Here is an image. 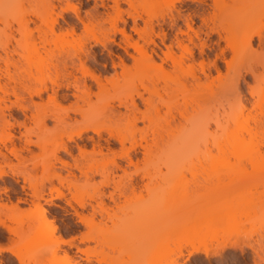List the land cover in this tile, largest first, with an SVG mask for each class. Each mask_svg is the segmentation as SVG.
<instances>
[{
    "label": "rangeland",
    "instance_id": "374dc122",
    "mask_svg": "<svg viewBox=\"0 0 264 264\" xmlns=\"http://www.w3.org/2000/svg\"><path fill=\"white\" fill-rule=\"evenodd\" d=\"M70 1L74 6L77 5L82 17L86 21L90 16H93L92 14H95L92 17L95 23L96 17L99 19L97 20L96 18V20L100 22H103L107 16L109 17L110 13L115 11L113 7H115L114 5L118 1L117 9L121 10L123 14L121 19L125 20L122 23L121 19H119V25L117 26L120 27L119 29L124 26L123 28H125L129 35L131 34L134 40L138 39L141 43L145 41H143L144 37L140 38L134 28L138 30V27H140L139 30L142 31L144 25L147 27L146 22L149 21L147 19L151 18L149 17L150 15H147L148 13L151 12V15L154 16L153 13L155 11L159 13L163 11L164 14L161 13L159 15H165V20L162 16L158 18L159 15H156V18H152L153 22L151 21L154 23L153 28H155V30L153 29L155 32L152 33H157L158 36L156 34H151L152 36H150L147 33L148 40H146L150 42H148L150 46L145 44V42L142 44L147 45L148 48L145 47L149 49L148 51L153 54L158 62H160V57L163 56V51L166 50L165 45L173 44L174 49L179 53L177 49L178 39L187 38L186 34H182L180 30H187V20L192 22L191 18L194 30H191L190 33L196 41L195 43L200 46L196 45L194 47L192 43L189 44L195 49L196 64L199 65L198 62L204 60V65L206 66H204V70L206 71L203 73L206 72L210 75L207 76L209 78H205L206 75L201 72L202 70L199 69L201 67L198 65H196V67L198 66L196 73L202 78V81L206 82L204 84H207V86L215 78V85L203 87L204 90L203 92L201 91L202 94L200 93L201 97L198 100V104L190 110V116L196 119L194 124L183 120V123L185 122L184 126H179L180 128L175 126L172 133L163 135L165 139L162 140L163 143L160 146L158 145V147L153 145L154 148L152 147L153 150L148 152L149 155L144 153V147L137 144L131 150V156L133 161H139L140 165H130L128 159L120 156L115 157L117 164L121 168L116 167L113 163H109V169H112L110 170L111 173L109 172L108 176H104L100 174V170V173L97 171V173H94V169H97V167L98 169L101 168L105 159L110 161L112 156L114 158L113 153L108 148H112L116 154H119L122 150L121 143L115 137L108 135L105 130L102 131L101 138L91 131L85 133L82 138L75 137V140H68L67 135H62L63 141L68 142V148L71 153L59 149L57 152V159L59 160H56L53 153L56 152L55 148L60 145L61 138H52L55 122L48 116L49 118H46L48 120L47 135H44L45 138L42 140L45 143L44 145L41 144L43 147L38 145L40 143H36L38 139H42L43 135H40L41 130L35 124V120H33L32 115L36 113V107H34L33 102L37 104L41 103L42 107L44 105L51 106L52 108H49L50 115L60 113L61 111L53 106L52 101L49 106L47 101L50 98L48 97L57 95L58 99L61 100L62 97L60 99V96H67V99H64L67 101L66 103H69L71 97L75 99L72 95V91L75 89L74 86L71 87L67 82L71 80L70 84L72 85L71 82L75 79L74 76L70 75L71 79L66 76V80H64L63 76L67 75L64 72L70 70L75 75H79V78L82 76L81 72L78 71V67H76L80 62L77 57L73 58L74 63H72L68 56L71 54L67 55V52H62L63 48L60 51L55 50L53 54L58 52L61 57L65 52L63 56L68 59L66 61L69 68L65 70L62 61L63 64H60L62 66H57L59 63L56 62L58 61L56 60L58 54H56L52 61L56 64L54 63V66L52 65L53 63L48 64L49 68H44V70L46 69L44 73L52 76L54 69L55 72L57 71V74L59 73L58 75H61L63 72L62 76L56 74L59 78L62 77V80L60 81L59 79L58 81L62 82L59 84H63V86L58 88L59 86L54 85V81H52V84V82H49V78H47L49 80L46 79L48 81H46L49 87H47L48 91L42 92V98L34 94L33 97L31 96L33 100L29 97L28 90H23L25 94H22L21 98L23 100L21 99L20 101L30 108H27L29 109L26 112L27 116L17 109L19 107H17V103L14 104L16 101L14 100L16 99L14 95H9L11 101L10 99L6 100L7 104H14L10 110H5L6 115L11 114V116L8 115L6 117L16 123L11 129V132L15 135L13 141H6L7 144L0 141L1 151L7 155V158L3 157L5 156L3 154L0 155V171L4 170L6 172L2 176L0 175V222L4 223V225L0 223V264H153L150 257H156L160 253L159 251L161 253L163 251L162 258L164 254L169 255L159 260L163 264H166V262L170 263L171 261L181 264H264V142L260 144V141L263 140L261 135L264 136V124L259 122L261 120H257L258 118L262 119V122L264 120V98L260 91V89L264 88V84L261 81L264 78V58L263 60L260 58L264 56L260 54L262 49L264 52V41L262 42L263 46H259V38L257 35H254L251 41L254 48L252 46L248 47L249 43L247 42L251 30L253 31L256 28H253V26L264 22V16H261V20H259L254 16L253 11L241 5L242 2L240 5H235L236 0H222V4H217L216 0H185L180 3L176 2L174 8L166 0H138V2L134 0L136 4L140 3L139 7H137L140 16H138L139 18L135 17L137 22L135 25L136 22L132 16H137L138 14L133 11L135 7L133 8L131 3H128L129 0H114L116 1L115 3L113 0ZM237 1L239 2V0ZM215 4L221 5V8L220 6V9L216 8L217 5L215 6ZM66 6V0H0V58L9 57L17 64L18 67L15 66V68L20 69L26 68L27 62L30 61L29 66L31 68L28 69L31 75H28V72L27 78L25 72H21H24L22 75L27 79V84L30 82L32 84L33 80L29 82L28 79L29 77L32 79L31 77L33 76L36 83L33 82L34 84L32 85L34 86L30 84L31 87H40V81L38 80L45 79V76H47V74H44L42 77L41 74L43 73L40 72V75L38 73V58L40 55H44L45 52L43 53L44 48L41 46L39 39H37L38 37L35 38V40H38H36V51L33 49L34 45L31 46L33 50L29 48L30 46L25 47L23 45V40H25L23 38L25 37L20 35L21 32L19 33L21 27L23 28L22 25H25L22 22L26 18H35V23L30 22L29 24L35 30L36 26H41V19L38 20L39 17L34 13H38L39 11V13H44L47 10L53 9L52 18H50L56 17L58 19V23L55 25L56 30L60 31L61 28V30L66 31L67 28L74 26L76 35L87 34L84 33L86 32L84 31V24L75 14L73 15V12H63L62 17L58 16ZM168 6L169 9H167ZM170 9H173L176 17L174 24L170 16L165 13H169ZM174 9L177 12L179 11V13ZM29 10H31V14ZM130 11L131 15L135 13L131 16L128 14ZM147 11L148 13L145 14ZM88 13L92 14L88 16ZM108 13L109 15H107ZM206 17L210 20L204 22V18ZM50 18L49 20H51ZM106 19V22H103L104 28L108 27L109 29L111 26V29H113L111 23L107 22ZM42 25L44 28L45 24L42 23ZM220 25L222 28L224 27L223 25L230 26L236 31L234 33L235 37H231L233 35L231 33L232 30L230 31L231 28L229 29L230 38L229 31L226 34L219 31L223 30ZM102 30L94 31L95 37L99 36L101 39L98 37L101 41L99 44L98 42L96 43L98 40L92 38L94 37L93 35L91 37H89L90 35H86L90 40L85 36L89 41L83 42L84 44L81 43V39L87 40L86 38H75L81 40L82 47L85 44L87 46H84L83 53H81L82 50L78 52L81 55L83 54L82 56L85 55L84 58H86L83 59L88 60V62L86 61L89 64L88 66H91L94 71L96 70V73H101V78L105 79L104 77L106 76L112 79L110 81L112 84L106 85V93H101V95H104L102 96L103 98H100V96L101 100L96 98L98 101L96 103L98 104L99 101H102V104H108L109 101V103L111 102L117 106L119 101L130 99L131 94H135L133 90L136 91L137 86H141L142 82L140 81L150 83L153 79H157L156 77H161V75H158L160 71L157 72L155 68L148 66L136 67L134 65L131 53L135 55V50L131 46L128 47V51L124 49L125 43L123 42V38L124 41L126 39L119 32L117 34L114 32L115 42H112L107 37L110 42L109 46L107 45V41H105L107 43L105 44V46L107 45L106 48L103 46L104 43L101 45L102 36H107L110 33H108L107 29L105 31ZM34 32L35 36L39 35L37 30ZM164 32L166 35L164 38L165 43L162 42ZM195 32L199 33V35L195 34ZM103 33L105 34L102 35ZM111 33H113L112 30ZM158 33L160 36L162 34V36L160 37ZM139 34L142 35V33ZM143 34L145 36V33ZM112 36L111 34L110 37ZM152 38L155 44L150 41ZM232 38L235 42L234 45H236L235 50L230 49V46L226 42V39H230L228 41L232 42ZM108 39L105 38V40ZM27 40L29 41L30 39L26 38L25 42ZM32 40L33 38H31L30 42ZM78 41L76 40V42ZM202 42H206L205 47H203V53L198 48H201ZM119 43L122 46H119ZM65 44L61 45L62 47L64 46V50L67 51L69 49L67 47L73 48L68 44L65 47ZM61 46L56 48H61ZM73 46L75 45L73 44ZM51 48L55 49L53 45ZM75 48L80 49L79 44ZM87 48L89 51L86 50ZM74 49H69V51L73 53ZM153 49L155 53L152 52ZM84 50L85 53L87 51V56L84 54ZM109 50H111V54H109ZM254 50H256L255 52L258 50L259 55L256 53L257 56H255ZM28 52L30 53V59H24V55L29 56ZM78 52L76 51V53ZM252 52H254L253 57ZM136 55L139 56L138 53ZM118 56L124 57L127 63L126 68L119 64L120 60ZM72 57H75V54ZM251 57H255V59L251 61ZM258 57L263 64L257 63L259 61ZM63 59L65 60L64 57ZM26 60L28 61L26 62ZM254 60H256L255 65L257 66L249 64L254 63ZM229 63L232 65L230 64L229 66ZM5 66L4 61H0V67L4 68L2 69L3 72L5 71ZM249 66H253L254 68L252 69L254 70L248 69ZM60 67L64 68L65 71L60 69ZM165 67L169 73L172 72L174 74L169 60L165 63ZM217 69H219L218 71L221 74L217 72ZM10 70L14 72V67L11 65ZM49 71H51V74H49ZM3 72L1 73L2 79L5 81L7 79ZM167 74L164 75L163 72L160 78H163V80H160L161 84L169 81L166 76ZM57 76L54 77L56 78ZM217 76H220L221 79L219 80ZM54 77H51V79ZM216 77L219 81H216ZM205 79L208 81H205ZM58 81L56 79V83ZM65 83L69 85L70 89L68 87L67 90L65 89ZM88 83L94 91H98L96 82L89 79ZM14 84L11 81L10 86L12 87ZM54 88L58 92L53 90ZM131 90L134 93L130 92ZM19 91L20 93L23 92ZM146 93L144 92V96L148 95ZM128 94L129 97H127ZM69 95L71 97H68ZM95 97L93 96V100H95ZM137 97V102L144 109L143 102ZM9 101L14 103H10ZM66 103L64 104L67 105ZM257 103L259 104L258 106L256 105ZM102 107L96 106L90 111V116L94 117H90L92 120H103L105 111H103ZM117 107L125 110L122 105ZM259 108L263 110H259ZM260 111L261 113L263 112L262 115ZM92 112L95 113V116H93ZM174 113L180 118L177 111H174ZM71 114L73 117L77 116V118H80V115ZM188 119L191 120V118ZM20 122H23L24 125L20 126ZM256 122L261 125H257ZM25 125L28 127L26 128ZM148 125L149 122L147 120L138 122V127L140 128H145ZM31 127L33 130H31ZM254 129H259L257 132L261 131V135H259L260 133L251 135L255 134L253 133ZM27 130L32 131L30 139L33 142L29 143L28 140L30 139L25 136L26 133H29ZM70 131L73 130L70 129L68 132L70 133ZM90 136L94 138L95 142L99 140L97 142L101 143L103 153L108 155L109 158L103 155L104 159L102 154L98 153L96 155L93 154L94 156L91 153L90 156L89 153V156L85 160L79 159L83 160L82 162L78 161L80 163L79 166L81 165L80 167L95 166L93 167L94 172H89L90 177L87 179L82 175L78 167H74V158H80L78 145L85 144L88 150L93 149V140H89ZM135 136L140 141L141 135L139 132ZM152 136L151 132H149L147 142L143 140L142 144L147 145V143H152ZM130 145L131 143L128 141L125 143L126 147ZM14 147L22 149L20 150L21 152H18L19 154L21 153L20 155L11 152V149ZM96 149L98 150V147ZM60 158L68 161L73 166L64 167L63 161L61 163ZM49 162H54V164L52 163L55 165V168L52 167L54 169L48 170L49 168H46ZM106 163L107 161L104 164ZM124 169L132 173L139 170L137 173L132 174V179L130 180V183L135 186L136 196L129 189H124L125 191L119 189V184L122 186L125 182L129 185V181L124 180L127 177H123L125 173ZM26 173L31 174V176H28L31 177V181L29 178V181L26 179ZM56 173H60L63 178L68 177L67 179L71 180H74L72 176L76 175L81 185H88V188L82 193L83 195L79 196L80 199L86 201V205L81 206L78 203L71 194V192H74V188L69 186L68 188L67 183L61 182L55 177ZM107 179L110 180V183L108 185L102 184ZM147 184L151 188H147ZM42 186L44 187L42 188ZM52 186L60 188L61 194L65 195L56 197L57 192L52 189ZM102 194L103 197H101ZM100 201L103 202L102 205L106 210L103 209L102 211L100 209L98 205ZM42 209L47 214L45 219H41L38 215ZM75 210L88 219V221H85L87 223L81 222V218L79 220V217L75 214ZM44 220L50 224V227L42 228ZM89 220L94 221V223L91 222L93 224H89ZM117 230L124 231L115 234ZM57 235L62 237L65 242L56 243V241H53V238H50ZM31 240H35V242L30 244ZM224 244H235L236 246H229L222 252H216ZM194 247H198L201 250L207 249L211 253L207 255L203 252H198L187 256L188 252L193 250ZM88 248L93 252L88 254L84 251ZM175 249L176 251H174ZM146 257L147 259L145 260L144 258ZM173 263L171 262V264Z\"/></svg>",
    "mask_w": 264,
    "mask_h": 264
},
{
    "label": "bare ground",
    "instance_id": "6f19581e",
    "mask_svg": "<svg viewBox=\"0 0 264 264\" xmlns=\"http://www.w3.org/2000/svg\"><path fill=\"white\" fill-rule=\"evenodd\" d=\"M114 1V0H113ZM138 2V0H135V2ZM140 1V0H139ZM167 1V3H169L170 4V6H172L173 8L175 7V5H176V2L178 3H180V2H184L185 0H166ZM199 1V0H198ZM215 1V0H214ZM246 3H245V2ZM263 1V2H262ZM116 1H114V3H115ZM134 2V0H129L128 1V3L130 4L131 3V6L135 9H133L132 7V9H133V11H135V12H137L136 14H138L137 16H134L133 14L135 13H132V15H131V11L130 12H128V14L129 15H131L132 17H133V19H134V21L136 22V18H139L138 16H140V12L138 13V11H137V7H139V5H140V3H137L138 4V6H137V4ZM203 2V1H202ZM217 4H219V3H223V1L222 0H219V1H215ZM242 2V6H245L246 8H248L250 11H253V13L255 14H253L256 18H258L259 20H261V16L263 17L264 16V0H261V2H260V0L258 1V0H239V2L236 0V2H235V5H240V3ZM260 4H259V3ZM72 2L70 1L69 2V0H66V4H67V6L65 7V8H63L61 11L62 12H60L59 14H58V16L60 15L61 17L63 16V12H67V11H71V12H73V15L75 14L76 15V17L80 20V21H82V23L84 24V31H86V32H84V33H87V34H85V35H76V31H75V28H74V26H72L71 28H67L66 29V31H63V30H61V28H60V31L59 30H56L55 29V25H56V23H58V19L55 17V18H53V19H51L52 17V13L54 12L53 11V9H50V10H47V11H42V12H44V13H34L37 17H39V19L38 20H40L41 21V26L40 25H38L39 27H35V30H37V33L39 34L38 36H35V30H34V28H32V27H30V22H34L35 23V18L34 19H31V18H26L24 21H27V19H28V21L27 22H25V23H23L22 22V24H25V25H22L23 26V28L21 27V30L19 31V33H20V35H22V37L24 36L25 38H23V39H25L26 40V38L27 39H30L31 40V38H33V42L31 41L30 42V40L28 41H26L25 42V40H23V45H25V47L26 46H30L29 48L30 49H32L31 48V46L32 45H34L33 46V49H35V48H37V39H39V42L41 43V46L44 48V50H43V53H44V55H40L39 56V58H38V62L40 63H38V70H39V75H40V72L41 73H43V74H41V76L43 77L44 76V74L46 75L47 73H44V71L46 70H44V68H46V67H48L49 68V65L50 64H52L53 66L56 64L55 62H52L54 59H53V57H54V55L56 56V54H58V52H56V54H53V53H55V50L57 51V50H59L60 51V49H62L61 51L63 52V51H65V52H67L66 54L68 55V54H71V55H68L69 57V59H71V61H72V63H74V61H73V58H78L79 60L78 61H80L79 62V64H78V66H76V67H78V71H80L81 73L80 74H82V76L79 78L78 76L79 75H75V73H72V71H68L67 70V68H69V67H67V66H69L68 65V59L65 57V56H63V55H65V52H64V54H62V57H61V55L60 54H58L57 55V59L56 60H58V61H56V62H58L59 64H57V66L58 65H60V64H63V66H64V68H65V70H67V72L64 70V68H62V67H60V69H63L65 72H64V74H67V75H64L63 76V79L64 80H66L65 78H66V76H68L69 78H70V75L71 76H74V79L75 80H72V85L70 84V81H66L67 83H69V85L71 86V87H73L74 86V89L75 90H73V88H72V92H73V96H74V98L75 99H73L70 95L68 96V97H71V99H69L70 100V102L69 103H66L67 101L65 100V99H67V96H60V99H61V97H62V99L61 100H59L58 99V97H57V95H55V96H53L52 94H50V95H52L53 97H48V98H50V99H48V104H49V106L51 105L50 103H51V101L53 102V106H55V108L56 109H58V110H60V111H58V112H60V113H55V114H52V115H50V113H49V108L51 107H48V106H45L44 105V107H42L43 105H41V103L38 105L37 103H34L33 101V104L35 105L34 107H36L35 108V110H36V113H34L32 116H33V118L30 116V118H32L33 120H35V124L37 125V127L41 130V134L40 135H43V137H41L40 135V137L42 138V139H38V142H36L37 144L38 143H40V144H38V145H44V143H45V141L43 142L42 140L45 138L44 137V135H47V130H48V125H47V119L49 118L48 116H50V118H52L53 120H54V133L52 134V138H61V143H60V145H58L57 146V148H55L56 150V152H54L53 154H54V156H55V159L56 160H59V159H57L58 158V156H57V152H58V150L59 149H61V150H63V151H66V152H68V153H71L70 152V150H69V148H68V142H66V141H63V139H62V135H67V138H68V140H75V137H78V138H82L83 137V135L85 134V133H88L89 131H91L92 133H94V134H96V135H98L99 136V138H101L102 137V131H107V133H108V135H110V136H113V137H115L120 143H121V147H122V150L120 151V153L117 155L116 154V152L112 149V148H108L109 149V151L110 152H112L113 154L112 155H114V158H113V156H112V159L110 160V161H108L107 159H105V157L106 156H108V155H105L104 153H103V148H102V145H101V143L100 142H97V141H99V140H97L96 142L94 141V138L92 137V136H90L89 137V140L91 139V140H93V149L92 150H88L87 148H86V145L84 144V145H78L79 147V150H80V158H74V163H75V166L74 167H78V169L81 171V173H82V175H84L87 179H89V177H90V175H89V172H94V173H97V172H99V170L101 171V173L100 174H102V175H104V176H108V174H109V172H110V170H112V169H109L110 167H109V163H113V165H116V167H119V168H121V166L120 165H118L117 164V161L115 160V157H124V158H126V159H128V161H129V164L131 165V164H133V165H137L138 166V164H139V161L138 162H134L133 161V158H132V156H131V150L132 149H134L135 147H136V145L137 144H140L142 147H144V153H147L148 154V152L150 151H152L153 149H152V147L154 148V146L153 145H155V147H158V145L160 146V144L161 143H163L162 142V140L164 139V136L163 135H169L170 133H172V131L174 130V128H175V126L176 127H181V126H184V124H185V122L186 121H188L190 124H194L195 122H196V119H193L192 118V116H190V110L191 109H193V108H195V106H196V104H198V100H199V98L201 97V94H202V92H203V90H204V88H205V86H207V84H204V83H206V82H204V81H202V78L196 73L197 71L196 70H198V69H196L198 66H200L201 68H199V69H201L202 71V73L204 72V71H206V70H204V68L206 67L204 64H205V61L203 62V61H199L198 63H199V65L198 64H196L197 62L195 61V54H194V50L195 49H193L196 45L197 46H200V45H198L197 43H195L196 41L194 40V38H193V36L191 35V33H190V31L191 30H194V27H193V24H192V22H193V20L190 18V20L192 21V22H190L189 20H187V30L185 31V30H180V32L182 33V34H186V36H187V41H186V39L185 38H181V39H178V41H177V49H178V51H179V53L174 49V46H173V44H168V45H165V47H166V50L165 51H163V56H161L160 57V62H158L157 60H156V58L153 56V54L151 53V52H149L148 50L149 49H147L148 47H147V45L148 46H150L149 44H148V42L149 41H147L148 40V36L146 35L147 33H148V35H150V36H152L153 34H156L157 35V33H152V32H155L154 30H155V28H153V26H154V23H152L153 21H152V18H154L156 15L158 16L159 14H164L163 13V11H161L160 13L159 12H157V11H155L154 13H153V15L154 16H152L151 15V12L150 13H148V11L147 12H145V14H147V15H150L149 17H151V18H148L147 20H149L150 21V23H148V22H146V26L147 27H145V25L142 27V28H144L142 31L141 30H139V28L140 27H138V30H137V28H134V30L135 31H137V34H138V36L140 37V38H143V41L145 42V44H147V45H142V44H144V42L143 43H141V41L139 42L138 41V39H133L132 38V36H131V34L129 35V33L125 30V28H121V29H119L120 27H118L117 25H119L118 23V21H120L119 19H121V17H123V14H122V12H121V10H118L117 9V4H119L118 3V1H117V3H115V7H113V8H115L114 10L115 11H113L112 13H113V16H112V13H110V15H109V13L107 14V15H109V17L106 19L107 20V22L109 21L110 23H111V25H112V28L113 29H111V26H110V28L109 29H111L112 30V32L113 33H111V30H109L108 29V27H105L107 30H108V33L110 34H108L107 36H105L104 34L105 33H103L102 35H104V36H102V43H100L101 45H103V43H104V47L106 48V46L108 45L109 46V39L112 41V42H115L116 41V39H114V32L117 34L118 32L120 33V34H122V36L123 37H125V41H124V38H123V42L125 43V45H124V49L126 50V51H128V47L129 46H131V47H133V49L135 50V53L137 54H139V56L138 55H132L133 53H131V56L133 57V59H134V65L137 67H146V66H148V67H151V68H155L156 70H157V72L158 71H160V73L158 74L159 76L161 75V77H162V74H163V72H164V75L165 74H167L166 76L168 77V80L169 81H166V82H163V83H165V84H163V86H161L162 84L160 83V80H163V78L162 79H160L161 77H156L157 79H153L150 83H148V82H145V81H140V82H142L140 85L141 86H137L138 88H136V91L135 90H133L134 92H135V94H131V96L129 97V94L127 95V97H129L130 99H131V101H130V99H126V97H125V99L126 100H122V101H119V103H120V105H122V106H124V109L125 110H122V108L120 109L119 107H117V106H120L119 105V103H118V105L116 106L115 104L113 105L111 102V104L109 103V101H108V104L107 103H104V104H102V101H99V105L96 103V102H98L97 100H96V98H99V96H100V98L102 97V96H104V95H101V93H106V90H107V87H106V85H111L112 84V82H110V81H112V79H110L109 77L107 78L106 76L104 77L105 79H103V78H101L102 77V75H101V73H99L98 74V72L96 73L95 71H94V69L91 67V66H88L89 64L87 63L88 62V60L86 59V60H84L85 58H84V56H82L81 55V53H83V49H84V46H86V44L82 47V44H84L86 41H89L90 39L87 37V36H89V37H91V35H93L94 37H92L94 40H98V41H96V43L98 42V44H99V42H101L100 40V37H99V39H98V37L96 38L95 36H96V34L94 33V31L95 32H97L98 30H102L103 28H104V21H105V19H104V21L103 22H100V21H97V20H99L97 17V20H96V18H95V21H96V23L94 22V20L92 19V17H94V15L95 14H92L93 16H90L91 14H89L88 13V16H90L89 18H88V20L86 21L83 17H82V15H81V11H80V9L77 7V5L76 6H74L73 5V3L71 4ZM103 3V2H102ZM244 3V4H243ZM262 3V4H261ZM104 4V3H103ZM134 4V5H133ZM217 4H215V6L217 5ZM259 4V5H258ZM218 6V7H217ZM216 6V8H218V9H220L221 8V5H217ZM219 6H220V8H219ZM167 9H169V6H168V8ZM174 10H176V9H174ZM179 10V9H178ZM36 11V10H35ZM150 11H151V9H150ZM153 11V10H152ZM115 12V13H114ZM174 11H173V9H170L169 10V13L168 12H165V13H167L168 14V16H170V19H171V21H172V23L174 24V22H175V20H176V17H175V15H174V13H173ZM176 12H177V10H176ZM27 13V12H26ZM29 13L31 14V10H29ZM28 13V14H29ZM158 13V14H157ZM177 13H179V11L177 12ZM160 16H162V15H159L158 16V18L160 17ZM51 17V18H50ZM136 17V18H135ZM164 17H165V15H163L162 16V18L164 19ZM203 17H205V16H203ZM214 17H215V15H214ZM49 18L51 19V20H49ZM141 18V17H140ZM156 18V17H155ZM151 19V20H150ZM124 20L125 19H121V21H122V23L124 22ZM165 20V19H164ZM209 21L208 20V18L206 17V18H204V22L205 21ZM146 21V20H145ZM152 21V22H151ZM106 22V21H105ZM42 23L43 24H45L44 26V28L42 27L43 25H42ZM207 23V22H206ZM100 24H101V26H100ZM137 24V22L135 23V25ZM102 25H103V27H102ZM110 25V24H109ZM222 25V24H221ZM220 25V26H221ZM99 26V27H98ZM224 27L222 28V26H221V29H223V30H219V31H222V33H224L225 32V34L229 31V29L231 28L230 26H228V25H223ZM229 28H228V27ZM47 27V28H46ZM101 27V28H100ZM136 27V26H135ZM254 27H256L253 31L251 30V32H250V35H249V37H248V43H249V45H248V47L250 46H252V48H254L253 47V45H252V39H253V36L254 35H257L258 36V38H259V43H260V45L259 46H263V41H264V22H260V25H259V23L258 24H255L254 26H253V28ZM32 28V29H31ZM98 28V29H97ZM100 28V29H99ZM104 28V30H102V31H105L106 29ZM23 29V30H22ZM96 29H97V31H96ZM154 29V30H153ZM233 32H232V31ZM57 31H59V32H57ZM139 31H141V32H139ZM230 31H231V33H233V35H231L230 34ZM230 31H229V38H230V35H231V37L232 36H234L235 37V30H233L232 28L230 29ZM139 33H142V35L141 34H139ZM143 33H145V36H144V34ZM219 33V32H218ZM111 34L113 35L112 37H110L111 36ZM115 34V35H116ZM152 34V35H151ZM159 34V33H158ZM195 34H197L196 32H195ZM220 34V33H219ZM76 35V36H75ZM87 35V36H86ZM197 35H199V33L197 34ZM196 35V36H197ZM221 35V34H220ZM228 35V34H227ZM226 35V36H227ZM69 36L72 38H70L69 39ZM89 39H87L86 37ZM155 36V35H154ZM158 36V35H157ZM159 36H160V34H159ZM161 36H162V34H161ZM160 36V37H161ZM165 32H164V34H163V36H162V38H163V43H165L164 41H165ZM36 37H38L36 40H35V38ZM86 38L87 40H84V39H81L82 40V44L80 43V39H76V38ZM107 37H109V39L107 38ZM96 38V39H95ZM105 38L106 39H108V40H105ZM154 38V37H153ZM151 39L150 41L151 42H155L154 41V39ZM228 38V37H227ZM92 39V40H93ZM147 39V40H146ZM76 40L79 42H76ZM228 40H230V39H228ZM227 39H226V42L228 43V45L230 46V49L232 48V50H235V47H236V45H234L235 44V42L233 41V38L231 39L232 40V42L231 41H228ZM105 41H107L108 42V44L107 43H105ZM30 44H28V43ZM78 43L79 44V48L80 49H77V48H75L74 49V47L77 45L78 46V44H75V43ZM84 42V43H83ZM234 42V43H233ZM65 43H67L68 45H71L73 48H71V47H67V44H65ZM150 43V42H149ZM189 43H192V45H194V47H192L191 46V44H189ZM205 43V44H204ZM66 45L65 47H67V48H69L70 50L71 49H74L73 50V53H72V51H69V49L66 51V50H64L65 48H64V46L62 47L61 45ZM73 44L75 45V46H73ZM105 44H107L106 46H105ZM155 44V43H154ZM201 44V43H200ZM49 45V46H48ZM54 46V48L55 49H53V48H51V46ZM119 46H122L120 43L118 44ZM204 45H206V42H202V45H201V48L200 47H198L199 48V50H201L202 51V53H203V47H205ZM40 46V47H41ZM47 46H48V48H47ZM59 46H61V48H56V47H59ZM147 48H146V47ZM27 47V48H28ZM87 47V46H86ZM85 47V48H86ZM26 48V49H27ZM66 48V49H67ZM108 48V47H107ZM197 48V47H196ZM32 49V50H33ZM40 49V48H39ZM77 49V50H76ZM109 49V48H108ZM152 49V48H151ZM256 49V48H255ZM28 50V49H27ZM81 51L82 50V52L80 53V52H78V51ZM86 50H88L89 51V49L87 48ZM263 50V49H262ZM261 50V52H260V54H262V56L264 55V52ZM35 51H36V49H35ZM54 51V52H53ZM68 51H69V53H68ZM74 51H75V53H74ZM76 51L78 52V53H76ZM111 50H109V52H110ZM152 51V50H151ZM256 50H254V52H255ZM30 52V51H29ZM28 52V55L31 53H29ZM61 52V53H62ZM71 52V53H70ZM152 52H154L155 53V50L153 49V51ZM254 52H252V57L254 56ZM259 51L257 50V52H255V54L256 53H258ZM39 53V52H38ZM201 53V52H200ZM39 54H42V53H39ZM75 54V57H72L73 55ZM84 54H86V56L88 55V53H87V51H86V53H85V50H84ZM109 54H111V52L109 53ZM223 54H224V52H223ZM26 55H27V53H26ZM258 55H259V53H258ZM60 58H59V57ZM255 56H257V54L255 55ZM261 56V55H260ZM259 56V57H260ZM30 57V55L29 56H25L24 55V59H27V58H29ZM63 57L65 58V60L63 59ZM119 57V60H120V65H122L124 68H126V65H127V63H126V60L124 59V57H122V56H118ZM251 57V61L253 60V59H255V57L254 58H252ZM259 57H258V59H259ZM84 58V59H83ZM262 60H263V58H264V56L263 57H260ZM30 59V58H29ZM28 59V60H29ZM59 59H61L60 61H59ZM66 59H67V61H66ZM233 59V58H232ZM28 60H26V62L28 61ZM64 60V61H63ZM170 61L171 62V66L173 67V73L174 74H172V72L171 73H169V71L167 70V68L165 67V63L167 62V61ZM225 60V59H224ZM257 60V59H256ZM256 60H254V63H249V64H253V65H255L256 63H255V61ZM0 61H4V63H5V71L3 72L2 71V69H4V68H2V67H0V141H2L1 143H6V141H13V139H14V137H15V135L11 132V129L15 126V121H11L10 119H7V117L6 116H8V115H10L11 116V114L9 113H7L8 115H6V111L7 110H10V108L14 105V104H16L17 103V107H19V108H17L19 111H22L24 114H25V116H27L26 115V112H27V110H29L30 108L29 107H27L26 106V104L24 105L20 100L22 99L21 97H22V94L24 93V91L23 90H25V91H27V93H28V95H30L29 97H33V95L34 94H37L38 96H40V98H42L41 97V95H42V92L44 91V92H46V91H48L47 90V84H46V81L48 80L47 78H49V82H52V81H54L55 83H54V85L56 84V86H59L58 88H61L60 86H63V84H59V83H62V82H60L62 79V77H58V76H62V74H63V70L61 71L62 72V74L61 75H58L57 74V71L55 72V69H54V71H53V73H55V74H53L52 73V76L51 77H54V76H57L56 78L54 77V78H52L51 79V77L50 76H48V74H47V76H45V79H39L38 81H40V87H31V86H34V85H32V84H34L33 82H35L36 83V81H34V78H33V76L31 77L32 79H30V77H29V82L30 81H32V84H31V82L30 83H26V81H27V79H25V76L27 75V73H28V75H31L30 74V61L29 62H27V69L26 68H23V69H20V68H17L18 66H17V64L14 62V61H12V59H10L9 57H1L0 58ZM63 63H62V62ZM87 61V62H86ZM227 61V60H226ZM230 61V60H229ZM264 61V60H263ZM231 63H232V61H230ZM260 63V64H263L262 62H260V59H259V61H257V63ZM55 63V64H54ZM115 63H117V62H115ZM114 63V64H115ZM228 63V62H227ZM231 63H229L228 65L230 66V64ZM49 64V65H48ZM10 65L11 66H13L14 67V72H12L11 70H10ZM40 65V66H39ZM145 65V66H144ZM196 65H198L197 67H196ZM232 65V64H231ZM15 66H17L16 68H15ZM60 66H62V65H60ZM75 66V65H74ZM205 66V67H204ZM255 66H257V65H255ZM91 67V68H90ZM134 67V66H133ZM29 68V69H28ZM59 68V67H58ZM216 68H218V67H216ZM252 68H254L253 66L251 67V66H249L248 67V69H251V71H253L254 69H252ZM15 69H19V70H15ZM27 70V72H26V70ZM93 69V70H92ZM48 70V69H47ZM219 69H217V72H219L220 73V71H218ZM15 71H17V72H15ZM21 71H24L25 72V76L24 75H22V74H24V72L22 73ZM60 71V70H59ZM76 71H77V68H76ZM168 71V72H167ZM248 71V70H247ZM250 71V72H251ZM3 72V74H4V76L6 77V79L7 80H3L2 79V73ZM60 72V73H61ZM49 74H51V71H49ZM57 74V75H56ZM72 74H74V75H72ZM117 74V73H116ZM124 74V73H123ZM204 75H206L205 76V78L207 77V76H209L210 74L208 73H203ZM221 74V73H220ZM27 75V76H28ZM157 75V74H156ZM155 75V76H156ZM26 76V77H27ZM40 76V77H41ZM113 76V75H112ZM120 76V75H119ZM121 76H122V74H121ZM39 77V78H40ZM218 77V76H217ZM216 77V78H217ZM4 78V77H3ZM28 78V77H27ZM73 78V77H72ZM112 78V77H111ZM191 78V79H190ZM207 78H209V77H207ZM219 78V80L221 79V77L219 76L218 77ZM218 78H217V80L216 81H219L218 80ZM47 79V80H46ZM56 79H57V81L60 79V81H58V83H56ZM89 79H91V80H93L94 82H96V84H97V87H98V91H94L93 89H92V87L89 85V83H88V80ZM151 79V78H150ZM4 82H3V81ZM67 80H68V78H67ZM80 80H81V83H80ZM214 80H215V78H214ZM213 79H212V81H213V84H212V81H211V83L209 82V84H208V86L207 87H209V86H211L212 87V85H215L214 83H215V81H214ZM11 81L12 82H14L15 84L11 87L10 85H11ZM47 81V82H48ZM148 81H149V79H148ZM205 81H208V80H206L205 79ZM262 81V83L264 84V78L261 80ZM188 82H190L189 84H188ZM16 83H19V84H16ZM67 83H65L66 84V87H65V89L67 90V87L69 86ZM82 84V85H80V84ZM107 83H109V84H107ZM217 83V82H216ZM20 84H21V86H20ZM30 84H31V86H30ZM52 84H53V82H52ZM59 84V85H58ZM91 84V83H90ZM161 84V85H160ZM18 85H19V87H18ZM204 85V86H203ZM38 86V85H37ZM53 86V85H52ZM204 87V88H203ZM10 88H11V90H10ZM49 88V87H48ZM106 88V89H105ZM134 88V89H135ZM203 88V89H202ZM68 89H70V87H68ZM105 89V90H104ZM210 89H212V88H210ZM19 90H21V92L22 93H20V91ZM53 90H55L56 91V89L54 88ZM161 90H162V92H161ZM71 91V90H70ZM202 91V92H201ZM260 91H261V95L263 96V98H264V88H262V89H260ZM56 92H58V90L56 91ZM55 92V93H56ZM130 92H132V90L130 91ZM134 92H132V93H134ZM144 92H147L146 94H148L147 96H144ZM52 93H54V91H52ZM67 93V92H66ZM201 93V94H200ZM10 94H12L11 96H13L14 95V98H16V99H14V100H16L15 101V103L14 102H10L11 101V99H10V97H9V95ZM25 94V93H24ZM37 95H35V96H37ZM61 95H63V94H61ZM64 95H65V93H64ZM67 95V94H66ZM136 95V96H135ZM93 96L95 97V100H93ZM138 96V97H137ZM31 97V98H32ZM136 97L137 98H140V100L143 102V106H144V109H142L141 108V104H139L138 102H137V99H136ZM65 98V99H64ZM99 98V99H100ZM103 98V97H102ZM105 98V97H104ZM10 99V103H14L13 105L11 104V105H9V104H7L6 103V100H9ZM74 101H73V100ZM180 99H182L181 101H180ZM13 100V101H14ZM23 100V99H22ZM31 100H33V98L31 99ZM50 100V101H49ZM64 100H65V102H64ZM72 100V101H71ZM101 100V99H100ZM21 102V103H20ZM64 103H66L67 105H65ZM259 104L261 103V102H258ZM256 104L257 106L259 105V104ZM37 104V105H36ZM102 104V105H101ZM262 104V103H261ZM47 105V104H46ZM29 106V105H28ZM96 106H100V107H102V109H103V111H105V116L103 117V120H101V121H94V120H92L91 118H94V117H92V116H90V111L91 110H93L94 109V107H96ZM15 107H16V105H15ZM165 107V108H164ZM27 108H29V109H27ZM52 108V107H51ZM244 108H245V106H244ZM261 108H263V106H261ZM261 108H259V110H263V109H261ZM7 109V110H6ZM13 109V108H12ZM165 109V110H164ZM257 109V108H256ZM6 110V111H5ZM51 110V109H50ZM99 110H100V108H99ZM47 111H48V113H47ZM96 111H97V108H96ZM101 111V110H100ZM174 111H177L178 113H179V116H180V118L178 117V115H176L175 113H174ZM12 112V111H11ZM94 112V111H93ZM92 112V113H93ZM22 113V114H23ZM71 113H74V114H76V115H80V118L78 117L77 118V116L75 117H73V116H71L72 114ZM98 113V112H97ZM96 113V114H97ZM100 113V112H99ZM260 113H261V111H260ZM263 113V112H262ZM262 113H261V115H262ZM49 114V115H48ZM94 115L93 116H95V113H93ZM98 116H99V114H98ZM190 116V117H189ZM48 117V118H47ZM91 117V118H90ZM97 117V116H96ZM263 117V116H262ZM47 118V119H46ZM101 118V117H100ZM188 118H191V120H189ZM261 118V117H260ZM97 119H99V118H97ZM96 119V120H97ZM18 120V119H17ZM145 120H147L148 122H149V125L147 126V127H145V128H140V127H138V122L139 121H145ZM162 120H163V122H165V123H163L162 122ZM165 120V121H164ZM183 120L185 121L184 123H183ZM257 120H261V121H259V122H261V124H264V120H263V122H262V119H257ZM258 122V123H259ZM20 124V126H23L24 125V123L23 122H20L19 123ZM18 124V125H19ZM256 124H257V122H256ZM260 124V123H259ZM259 124H257V125H259ZM260 124V125H261ZM25 127H26V125H25ZM28 127V126H27ZM26 127V128H27ZM179 127V128H180ZM262 127H263V125H262ZM262 127H261V129H262ZM30 128V127H29ZM28 128V129H29ZM32 128V127H31ZM74 128V129H73ZM256 128V127H255ZM259 128H260V126H259ZM70 129H72L73 131H70V133L68 132ZM30 130V129H29ZM31 130H33V128L31 129ZM259 130V129H258ZM257 129L255 130H253L254 132L253 133H255V134H251V135H256V134H259L261 131H259V132H257L258 131ZM257 133H256V132ZM26 132V131H25ZM24 132V133H25ZM27 132H29V133H26V135L25 136H27L28 137V139H30L31 137H30V135H31V133H32V131L30 132V131H28L27 130ZM137 132H139V134L141 135L140 136V138H139V140L140 141H138V139L136 138V133ZM149 132H151V135H153L152 137L153 138H151L152 139V143H147V145H143L142 144V141L143 140H145L146 142H147V137H148V135H149ZM66 133H68V134H66ZM22 134V133H21ZM57 135V136H56ZM60 135H61V137H60ZM259 135H261V133L259 134ZM56 136V137H55ZM20 137V136H19ZM257 137H260V136H257ZM257 137H255V138H257ZM252 138H254L253 136H252ZM261 138L263 139L262 141H260L261 143L260 144H262V142H264V136L263 135H261ZM20 139V138H19ZM28 139H26V140H28ZM251 139V138H250ZM165 140V139H164ZM29 141V143L30 142H33V141H31V139L30 140H28ZM42 143H41V142ZM130 142L131 143V145L129 146V147H126L125 146V143L126 142ZM27 142V141H26ZM250 142V141H249ZM7 144V143H6ZM47 144V143H46ZM41 145V147H43ZM167 145H169V144H167ZM96 147H98V150L96 149ZM20 150H22V149H20V148H17V147H14V148H12L11 149V152H14L15 154H17ZM24 150V149H23ZM0 155L1 154H3V155H5V156H3V157H6L7 155L5 154V152H3V151H1V149H0ZM21 152V151H20ZM90 153V156H91V153H92V155L94 154V155H96V153H98V154H102V156H103V158L105 159V161H107V163L106 164H104L105 163V161H103V166H101V168H99L98 169V167H97V169H94V171H93V167H95L94 165H92V166H87L86 168L85 167H80L79 166V162L78 161H81V160H79V159H83V160H85L86 159V157H88L89 154ZM19 154V153H18ZM21 154V153H20ZM19 154V155H20ZM147 154H145V155H147ZM93 155V156H94ZM149 155V154H148ZM20 157V156H19ZM7 158V157H6ZM52 158V157H51ZM107 158H109V156L107 157ZM111 158V157H110ZM61 160V163H62V161H63V165H64V167H66V166H70V167H72L71 166V163H69L68 161H64V160H62V158H60ZM82 160V161H83ZM81 161V162H82ZM54 164V162H49V163H47L48 165H46V168L48 167L49 169L48 170H51V168L52 167H54L55 165H53ZM83 164V163H82ZM112 165V164H111ZM140 165V164H139ZM55 168V167H54ZM54 168H52V169H54ZM67 168V167H66ZM2 169V168H1ZM14 169V168H13ZM138 169V168H137ZM13 172H14V170H12ZM16 171V170H15ZM97 171V172H96ZM125 173L123 174V177L124 176H126L127 177V179H125L124 178V180H126L128 183H129V185H130V187H129V185H127L125 182L122 184V186L119 184V189L120 190H124V189H129L131 192H134V194H135V186L132 184V183H130V180L132 179V174H134V173H137V171H139V170H136L135 172L133 171V173L132 172H127L125 169L123 170ZM70 173V172H69ZM111 173V172H110ZM3 174H6V172L3 170V171H0V175L2 176ZM8 174V173H7ZM25 174V173H24ZM23 174V175H24ZM27 175H25L27 178L26 179H30L31 177H28V176H31V174H29V173H26ZM57 175H55V177H57L61 182H65V183H67V187L69 186V187H73L74 188V192H71V194L73 195V197L78 201V203L81 205V206H84V205H86V201L85 200H83V199H80L79 198V196H81V194L82 193H84V191L86 190V188H88L87 186L88 185H81L80 184V182L78 181V178L76 177V175H73L72 177L74 178V180H71V179H67V178H63L62 177V175H60V173H56ZM71 175V174H70ZM25 176H24V178H25ZM71 177V178H72ZM51 178H54V177H51ZM72 178V179H73ZM128 178H129V180H128ZM29 179H28V181H29ZM30 181H31V179H30ZM122 182V181H121ZM110 183V180L109 179H107L106 181H104L102 184H104V185H108ZM43 184V183H42ZM87 184V183H86ZM39 185H41V184H39ZM43 185H45V184H43ZM38 186V185H37ZM39 187V186H38ZM44 186H42V188H43ZM53 187V186H52ZM68 187V188H69ZM148 187H150V186H148V184H147V188ZM96 188V187H95ZM151 188V187H150ZM149 188V189H150ZM41 189V188H40ZM52 189H54L56 192H57V195H56V197H61V196H63V195H65V194H61V190H60V188H58V187H53ZM52 189H50V190H52ZM97 190H98V188H97ZM125 191V190H124ZM123 191V192H124ZM122 192V193H123ZM44 193V192H43ZM43 193H41V194H43ZM121 193V194H122ZM131 194H133V193H131ZM34 195V194H33ZM83 195V194H82ZM135 196H136V194H135ZM37 197V196H36ZM40 197H41V195H40ZM101 197H103V194L101 195ZM100 197V198H101ZM102 201H100V203L98 204L99 205V207H100V209L103 211V209H105L104 207H103V205H102ZM68 204H70V202H68ZM106 210V209H105ZM75 214L79 217V220H80V218H81V222L82 221H84V223H87V222H85L86 220L88 221V219L85 217V216H83V215H81L77 210H75ZM39 217L41 218V219H45L46 217H47V214H46V211L45 210H41V212H39ZM88 216V215H87ZM91 220V219H90ZM89 220V224H93L94 223V221H90ZM94 220V219H93ZM91 222H93V223H91ZM1 224H3L4 225V223H2V222H0ZM8 229H10L8 226H6ZM47 227H50V224L47 222V221H43V223H42V228H47ZM124 230H117V232H115V234L116 233H120V232H123ZM54 233H55V230H54ZM56 234V233H55ZM57 236H59V235H57ZM57 236H55V237H50V238H53L54 240L53 241H56V243H60V242H62V243H64L65 242V240H63V238L62 237H58L57 238ZM32 239H34V238H32ZM36 240V239H35ZM35 240L34 241H32L31 240V242H30V244L31 243H33V242H35ZM163 241V240H162ZM66 242H67V240H66ZM68 242H70V241H68ZM72 243V242H71ZM69 244V243H68ZM69 245H72V244H69ZM229 246H232V247H235L236 245L235 244H230V245H226V244H224V245H222V246H220L219 247V249L216 251V252H222V251H224L227 247H229ZM90 248H88V249H85L84 251H86L88 254H90V250H89ZM92 250V249H91ZM178 250V249H177ZM83 251V250H82ZM174 251H176V249L174 250ZM173 251V252H174ZM93 252V251H92ZM91 252V253H92ZM160 253H158L157 254V256L156 257H150L151 259H152V262H153V264H163L161 261H159V260H161V259H163L164 257L166 258V257H168L166 254H164L163 255V258H162V254H163V251H162V253H161V251H159ZM198 252H203L204 254H207V255H210V253L211 252H209L207 249H205V250H201V249H199L198 247H194V249L193 250H190L189 252H188V255L187 256H191V255H193V254H195V253H198ZM86 253V254H87ZM87 254V255H88ZM172 254H174V253H172ZM161 256V257H160ZM148 257V256H147ZM147 257L146 258H144L145 260L147 259ZM188 258V257H187ZM157 262V263H156ZM172 263H173V261H171ZM171 262L170 263H168V262H166V264H171ZM173 264H181V263H179V262H174Z\"/></svg>",
    "mask_w": 264,
    "mask_h": 264
}]
</instances>
